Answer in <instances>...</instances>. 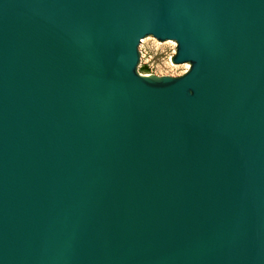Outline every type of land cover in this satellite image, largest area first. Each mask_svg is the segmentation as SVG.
Returning <instances> with one entry per match:
<instances>
[{
	"label": "water",
	"instance_id": "water-1",
	"mask_svg": "<svg viewBox=\"0 0 264 264\" xmlns=\"http://www.w3.org/2000/svg\"><path fill=\"white\" fill-rule=\"evenodd\" d=\"M0 264H264V0H0Z\"/></svg>",
	"mask_w": 264,
	"mask_h": 264
},
{
	"label": "rangeland",
	"instance_id": "rangeland-1",
	"mask_svg": "<svg viewBox=\"0 0 264 264\" xmlns=\"http://www.w3.org/2000/svg\"><path fill=\"white\" fill-rule=\"evenodd\" d=\"M139 62L136 70L146 75L178 76L189 69V63H173L172 57L176 52V42L171 39L160 41L148 35L141 38L139 45ZM188 67H185V66Z\"/></svg>",
	"mask_w": 264,
	"mask_h": 264
},
{
	"label": "snow or ice",
	"instance_id": "snow-or-ice-1",
	"mask_svg": "<svg viewBox=\"0 0 264 264\" xmlns=\"http://www.w3.org/2000/svg\"><path fill=\"white\" fill-rule=\"evenodd\" d=\"M185 67H188L187 65Z\"/></svg>",
	"mask_w": 264,
	"mask_h": 264
}]
</instances>
